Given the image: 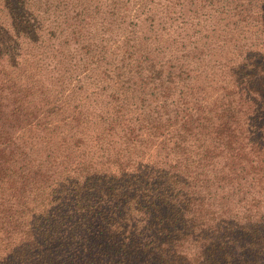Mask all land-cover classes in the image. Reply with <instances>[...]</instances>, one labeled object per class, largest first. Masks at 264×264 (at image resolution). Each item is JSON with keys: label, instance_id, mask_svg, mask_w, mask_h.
<instances>
[{"label": "trees", "instance_id": "trees-1", "mask_svg": "<svg viewBox=\"0 0 264 264\" xmlns=\"http://www.w3.org/2000/svg\"><path fill=\"white\" fill-rule=\"evenodd\" d=\"M197 3L0 0V264H264V118L200 102Z\"/></svg>", "mask_w": 264, "mask_h": 264}, {"label": "rangeland", "instance_id": "rangeland-1", "mask_svg": "<svg viewBox=\"0 0 264 264\" xmlns=\"http://www.w3.org/2000/svg\"><path fill=\"white\" fill-rule=\"evenodd\" d=\"M184 4H187L185 11L191 19L196 9L190 3ZM197 4V39L203 50L197 95L200 102L206 101L213 107L214 120L219 123L223 133L229 132L236 136L237 131H240L236 129L234 121L238 119V113L246 112L245 119L258 108L264 118L261 108L264 106V92L250 90L253 85L257 86L259 75L264 73V0H198ZM241 64H245L244 71L251 80L243 89L238 86L240 78L235 76L238 73L236 67ZM191 75L195 76L193 73ZM228 118L230 123L226 125L224 122ZM88 138L91 147L96 141L94 137ZM236 145L234 147L237 149L250 151L245 142L240 141ZM95 150L96 147H93L92 151ZM258 164L260 161L255 160L247 166L250 171H254ZM260 188V193L257 188L255 193L249 188V193L245 194L244 207H235L240 214L247 213L248 209L251 213L264 211V183Z\"/></svg>", "mask_w": 264, "mask_h": 264}]
</instances>
